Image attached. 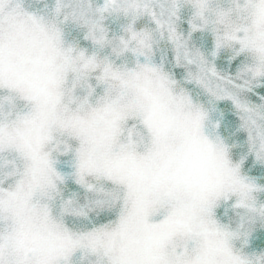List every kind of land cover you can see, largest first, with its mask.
<instances>
[{"label":"snow or ice","instance_id":"1","mask_svg":"<svg viewBox=\"0 0 264 264\" xmlns=\"http://www.w3.org/2000/svg\"><path fill=\"white\" fill-rule=\"evenodd\" d=\"M0 264H264V0H0Z\"/></svg>","mask_w":264,"mask_h":264}]
</instances>
